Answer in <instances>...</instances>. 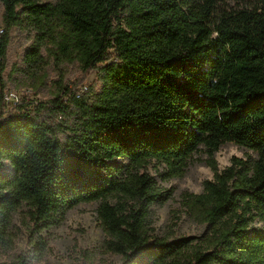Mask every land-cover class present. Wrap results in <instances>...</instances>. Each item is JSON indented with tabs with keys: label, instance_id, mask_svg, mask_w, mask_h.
Returning a JSON list of instances; mask_svg holds the SVG:
<instances>
[{
	"label": "trees",
	"instance_id": "1",
	"mask_svg": "<svg viewBox=\"0 0 264 264\" xmlns=\"http://www.w3.org/2000/svg\"><path fill=\"white\" fill-rule=\"evenodd\" d=\"M242 1L226 11L216 0H0V264L58 255L45 232L95 201L103 244L74 240L73 264L103 253L120 264H264V0ZM14 28L32 33L15 85L50 97L6 116ZM63 63L78 66L73 84L48 83V67ZM91 71L98 89L76 97ZM227 141L257 157L220 169ZM200 145L212 178L180 192L158 236L149 206L171 192L158 179L182 177ZM180 214L209 231L176 235ZM20 235L27 249L15 252Z\"/></svg>",
	"mask_w": 264,
	"mask_h": 264
},
{
	"label": "rangeland",
	"instance_id": "2",
	"mask_svg": "<svg viewBox=\"0 0 264 264\" xmlns=\"http://www.w3.org/2000/svg\"><path fill=\"white\" fill-rule=\"evenodd\" d=\"M216 6L218 10L224 9L231 11L245 8L247 5L242 0H216ZM1 12L2 7L0 5ZM0 26H2L1 23ZM31 34L25 29L14 28L11 31V42L8 47L5 70L3 71L8 89H21L15 83L21 81L22 74L27 71L23 61V52L30 42ZM48 71V83L50 80L57 78L58 75H61L64 83L73 84L79 74L76 63H63L58 67L51 64L48 67ZM80 84L95 86V89H98L99 84L96 83V72H89L85 80ZM24 85L27 84H21V86ZM34 96L38 99H46L50 97V91L47 90L46 86H41L34 92ZM203 150L204 146L200 145L192 153L182 177L172 178L166 181L158 179V184L165 189H170L171 192L165 201H157L149 206L147 219L151 222L156 235L162 236L165 234L172 212L179 207L180 192L182 190H188L199 193L202 191L203 180L212 178V171L205 163L206 155ZM214 155L220 169L230 164L232 156L250 161L257 157L256 152L233 141L222 143ZM120 160L121 158L115 159V161ZM123 162L127 163V160H123ZM153 164L156 167H153ZM155 168L161 170L162 165L157 164L153 160L148 166V171L157 176ZM97 205L98 201L80 203L68 209L62 224L57 228H52L45 232L49 243L59 251V254L49 257L46 262H41V264H73V255L70 247L74 240L85 247H95L103 244L104 235L96 218ZM17 218L18 216L15 215L14 220H17ZM254 225H260V223L256 221ZM209 229L208 224L198 225L187 214H180L176 235H201L207 233ZM26 249L25 237L24 235H20L16 239L15 252L26 251ZM100 264H120V259L116 254L103 253L100 255Z\"/></svg>",
	"mask_w": 264,
	"mask_h": 264
},
{
	"label": "built area",
	"instance_id": "3",
	"mask_svg": "<svg viewBox=\"0 0 264 264\" xmlns=\"http://www.w3.org/2000/svg\"><path fill=\"white\" fill-rule=\"evenodd\" d=\"M3 32V28L0 27V34ZM87 85L80 84L77 89L76 97L87 89ZM3 104L4 113L6 116L17 115L25 109H27L28 104L36 102L39 100L34 96V92L30 87H21V89H6L3 93Z\"/></svg>",
	"mask_w": 264,
	"mask_h": 264
}]
</instances>
